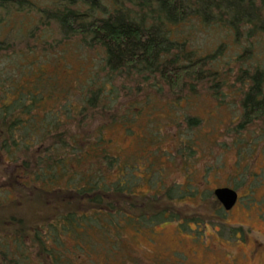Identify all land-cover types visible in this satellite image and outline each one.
Masks as SVG:
<instances>
[{"label": "trees", "instance_id": "trees-1", "mask_svg": "<svg viewBox=\"0 0 264 264\" xmlns=\"http://www.w3.org/2000/svg\"><path fill=\"white\" fill-rule=\"evenodd\" d=\"M11 13L39 17L44 53L77 41L82 48L101 49L105 64L101 72H91L93 66L74 80L70 70L65 69L63 80L59 71L37 72L32 65L26 69L36 73L27 80L23 65L17 83L10 79L0 83V97H15L13 105L4 104L2 111L19 114L15 121L20 124L23 113L43 112L48 106L50 126L42 140L37 136L38 144L48 146L45 159L40 146L27 147V132L16 131V164L26 168L33 161L39 173L47 171L46 223L41 229L32 226L29 216L40 223L42 212L40 204L35 207L26 201L11 227L1 224L0 264H75L79 258L91 263L96 252L108 261L118 257L106 246L95 251L86 229L98 226L106 238L108 232L98 224L107 221L121 240L118 230L125 229L124 222L138 223L134 217L120 219L122 209L132 205L120 198H133L136 206L143 196L131 191L135 177L118 174L122 161L136 151L120 155L110 143L115 128L132 142L142 129L126 122L130 107L140 114L154 107L153 98L181 100L186 91L199 94V86L206 83L213 97L221 100L238 84L249 85L242 91L246 120L264 119V0H0V23ZM48 25L62 35L55 45L43 38ZM118 79L124 81L119 89ZM4 118L1 126L7 128ZM187 120L190 128L198 123L192 116ZM138 131L141 136L142 130ZM151 132L153 142L156 133ZM3 137L7 142V135ZM139 138L144 144L145 136ZM183 146L181 142L176 152ZM108 176L115 181L108 182ZM128 177L127 190L123 182ZM79 246L88 247L90 253H80Z\"/></svg>", "mask_w": 264, "mask_h": 264}, {"label": "rangeland", "instance_id": "rangeland-1", "mask_svg": "<svg viewBox=\"0 0 264 264\" xmlns=\"http://www.w3.org/2000/svg\"><path fill=\"white\" fill-rule=\"evenodd\" d=\"M25 14L11 13L0 23V83L9 79L17 83L23 65L27 80H33L39 69L50 74L59 71L63 80L67 75L65 69L70 70L68 75L73 80L82 78L93 66L91 72H101L105 64L101 49H85L71 41L44 53V28H40L39 17L35 13L26 17ZM47 29L49 33L43 38L50 44L63 39L55 27L48 25ZM31 65L36 70L33 73L26 69ZM41 81V86L46 84L45 79ZM121 82L124 81L115 82L117 89L123 87ZM236 85L228 90L230 96L221 100L213 97L206 83L199 86V94L186 91L181 100L153 98L154 107L140 110V114L130 107L132 110L125 115L129 121H124L134 123L130 125L133 129L142 127L138 128L142 134L137 130L138 136L131 138L136 154L122 161L118 174L128 172L135 177L136 184L131 183V187L128 177L123 186L128 190L130 185L129 190L143 197L136 200L135 206L133 198L122 196L120 199H127L132 205L119 213L120 219L134 217L138 223L129 226L124 222L125 229L118 230L121 240L107 221L98 224L108 232L106 238L98 226L88 227L86 233L95 251L101 248L99 245L106 246L108 252L118 257L108 261L104 254L96 252L91 258L93 262L79 258L75 264H264L263 251L252 254L255 237L246 229L257 221L252 210L260 212L264 207V170L259 169L261 161L255 160L260 151L258 145L264 144V119L246 120L242 91L249 85ZM191 116L198 120L193 128L187 120ZM149 129L156 133L153 142ZM111 134L117 142L126 136L117 128ZM144 136L141 145L139 137ZM181 142L184 149L176 152ZM167 150L169 153H165ZM108 178V182L115 181ZM220 187H231L242 195L239 206L228 214L214 195ZM240 225L245 227L241 235L246 241L242 243L235 237ZM258 229H264V225ZM78 251L90 253L83 246Z\"/></svg>", "mask_w": 264, "mask_h": 264}, {"label": "flooded vegetation", "instance_id": "flooded-vegetation-1", "mask_svg": "<svg viewBox=\"0 0 264 264\" xmlns=\"http://www.w3.org/2000/svg\"><path fill=\"white\" fill-rule=\"evenodd\" d=\"M14 99V96L0 97V136L7 135V142L3 141L5 140L3 136L2 138L0 137V229L1 224L6 227H11L12 223L18 220L17 216L22 214L20 208H22V205L26 201H29L30 204H33L35 207L40 204L39 209L40 212H42L40 223L35 221L33 216H29V219L33 218L32 226L41 229V227L45 225L44 223H46L43 216L46 211L45 208L47 206V193L49 187L47 171L39 173L36 168V164H34L33 161H29L26 168L23 164H16L15 143L18 141L16 140L15 135L16 131L27 132L29 134V137L26 141L27 147L36 148L40 146V148H38L41 152L42 159L47 158V153L45 151H47L48 146H46L45 143L38 144L37 136L39 135L41 138L40 140H42L43 135L50 130L48 106H46L45 108L46 111L43 112L28 111L25 114L23 113L22 116H24V119L19 124L15 121L16 116L19 114L14 112L5 113L4 111H2L4 104L8 103V106L11 107L13 105L12 102L14 101ZM4 117H7L8 119L7 128L1 126L4 125V122L2 120L6 119ZM21 126L25 129H22ZM110 143L111 145H113L115 151H117L120 155L126 154L127 152H132L135 146V144H133V142L128 137L122 138V140L119 142H117V140L115 139L114 143L111 140ZM258 146V149L260 151H258L257 156H255V160L261 161L259 169L260 171H263L264 169L262 168L264 166V144H259ZM258 161H256L255 164H257ZM261 184L263 185L264 182ZM51 187H53V184L51 185ZM220 188H216V190ZM225 188H230L238 194V200L235 206L228 211L215 196L217 202L219 203L218 205H220V207L224 209L226 214H228V212L233 211L239 206L242 200V195L239 194L236 189H233L231 187ZM51 190H53V188H51ZM16 207H18L19 209L16 210ZM252 211H254L255 215L257 216V221L253 226H250V228L246 229L255 237L253 238L254 251L252 253L255 256L262 251L264 252V229H258V226L264 225V207L260 212L258 210ZM244 229L245 227L242 225L236 228L235 237H239L240 240H237V238L236 240L241 243L243 241H246V238L243 239L241 235ZM8 232L9 234L13 233L12 231Z\"/></svg>", "mask_w": 264, "mask_h": 264}, {"label": "water", "instance_id": "water-1", "mask_svg": "<svg viewBox=\"0 0 264 264\" xmlns=\"http://www.w3.org/2000/svg\"><path fill=\"white\" fill-rule=\"evenodd\" d=\"M214 195L227 211L233 208L238 200V194L230 188L217 189Z\"/></svg>", "mask_w": 264, "mask_h": 264}]
</instances>
